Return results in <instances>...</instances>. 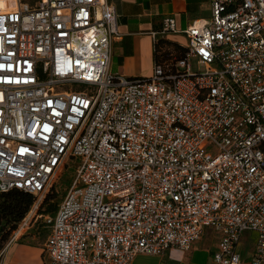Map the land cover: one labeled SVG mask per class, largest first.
I'll return each instance as SVG.
<instances>
[{
	"label": "built area",
	"instance_id": "1",
	"mask_svg": "<svg viewBox=\"0 0 264 264\" xmlns=\"http://www.w3.org/2000/svg\"><path fill=\"white\" fill-rule=\"evenodd\" d=\"M169 32L174 17L155 35ZM182 32L184 58L130 77L110 69L109 0L0 10V194L35 196L12 238L42 219L46 264H131L188 250L207 228L217 262L241 264L250 232V262L264 264V0H212ZM67 164L63 198L39 213Z\"/></svg>",
	"mask_w": 264,
	"mask_h": 264
},
{
	"label": "crops",
	"instance_id": "2",
	"mask_svg": "<svg viewBox=\"0 0 264 264\" xmlns=\"http://www.w3.org/2000/svg\"><path fill=\"white\" fill-rule=\"evenodd\" d=\"M119 14L120 37L114 40L110 69L112 72L130 77L150 76L155 64V41L166 39L173 44L185 46L187 37L182 32L189 24L207 19L211 15L212 0H109ZM174 17L179 32L158 33L162 30L164 19ZM39 224V223H38ZM43 224V223H42ZM39 237L19 235L6 242L0 264H46L47 255L44 244L49 234ZM220 236L207 228L203 236L188 250L170 248L162 254L140 253L131 264H221L214 260ZM255 248V234L244 235L241 264H251Z\"/></svg>",
	"mask_w": 264,
	"mask_h": 264
},
{
	"label": "trees",
	"instance_id": "3",
	"mask_svg": "<svg viewBox=\"0 0 264 264\" xmlns=\"http://www.w3.org/2000/svg\"><path fill=\"white\" fill-rule=\"evenodd\" d=\"M185 54V46L173 44L166 39H159L155 46V59L159 62L170 61L171 58L181 59L185 57ZM49 198L47 196L44 202H42L43 206H45ZM34 201L35 196L33 194L16 188L0 194V251L3 247V242L8 239L19 222L30 211ZM56 208L57 205H49L46 213H52Z\"/></svg>",
	"mask_w": 264,
	"mask_h": 264
},
{
	"label": "rangeland",
	"instance_id": "4",
	"mask_svg": "<svg viewBox=\"0 0 264 264\" xmlns=\"http://www.w3.org/2000/svg\"><path fill=\"white\" fill-rule=\"evenodd\" d=\"M22 1H26V0H22ZM27 1L34 3L35 0H27ZM16 2L17 0H0V10H7L11 8ZM197 60L198 58L196 57L190 58V66L193 71H199L204 69V65H200ZM72 175H73L72 166L67 164L65 167L61 169L57 177L53 180V185L50 188L49 192L44 196L42 202H44L47 196H49L50 198L47 200L45 206H43L41 203L40 209L38 210L39 213H46L47 212L46 209L48 208L49 205H58V203L61 201L67 190ZM21 232L22 234L25 233L23 235H27L30 232L31 235H35L39 237L41 235L47 234V228L42 224V219H41L39 224L31 227L30 229L27 230V232H25V230H22ZM12 233L9 235L8 239L3 242V247L0 251V256L4 254V251L2 252V250L6 248V242L10 239Z\"/></svg>",
	"mask_w": 264,
	"mask_h": 264
},
{
	"label": "bare ground",
	"instance_id": "5",
	"mask_svg": "<svg viewBox=\"0 0 264 264\" xmlns=\"http://www.w3.org/2000/svg\"><path fill=\"white\" fill-rule=\"evenodd\" d=\"M15 5H16V3H15L12 7H14ZM12 7H11V8H12ZM7 10H8V9H7Z\"/></svg>",
	"mask_w": 264,
	"mask_h": 264
}]
</instances>
